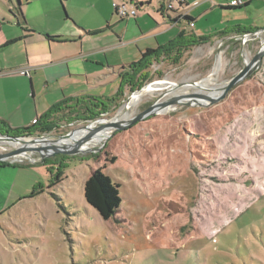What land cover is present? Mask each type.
Listing matches in <instances>:
<instances>
[{
	"label": "rangeland",
	"instance_id": "374dc122",
	"mask_svg": "<svg viewBox=\"0 0 264 264\" xmlns=\"http://www.w3.org/2000/svg\"><path fill=\"white\" fill-rule=\"evenodd\" d=\"M114 1L129 3L0 0V24L15 22L19 9L26 24L43 30L61 27L65 18L91 28L105 26L109 19L117 23L114 30L130 52L135 39L154 27L155 14L152 8H139L136 18L119 21ZM190 14L197 20L195 35H213L224 29L223 22H231V15L217 12L203 18ZM177 33L174 28L170 34ZM261 40V34L249 31L199 45L177 65L153 63L149 83L206 79L220 59L213 82L223 85L241 70L246 57L254 56ZM119 86L120 81L109 90ZM160 91L143 96L128 112L143 111ZM131 95L126 89L104 119L123 110ZM88 123H60L50 135ZM5 149L0 145V153ZM37 162L33 156L6 162L18 167L9 194L0 201V264H264V58L258 71L220 101L176 107L117 132L100 152L65 161L62 174L61 167ZM96 168L119 186V212L108 221L83 197L84 182Z\"/></svg>",
	"mask_w": 264,
	"mask_h": 264
},
{
	"label": "crops",
	"instance_id": "0c3cea01",
	"mask_svg": "<svg viewBox=\"0 0 264 264\" xmlns=\"http://www.w3.org/2000/svg\"><path fill=\"white\" fill-rule=\"evenodd\" d=\"M231 1L195 0L191 3L185 0L184 9L174 11H166L163 4L167 0L138 1L143 3L142 8H152L154 11L155 16L151 19L154 27L150 26L146 35L141 33L135 39L130 52L127 51L129 46L114 30L117 23L112 24L109 19L105 26L91 28L78 27L65 18V24L61 27L43 30L26 24L25 16L19 9L14 15L15 22L0 24V120L10 129H23L33 125L58 103L78 99L80 105L90 107L92 99L112 98L118 90H109V87L120 81L121 73L128 72V62L140 58L145 50L153 49L155 44L158 48L172 41L176 37H173L174 33L170 34L174 28H178L179 33L208 39V42L236 39L239 37L236 30L260 34L264 28V0H240L243 5L237 7L230 6ZM191 12L200 18L213 12L231 15V22H223L224 29L213 35H195L197 20L191 16ZM244 15L249 17L244 19ZM184 16L194 23L193 28L182 19ZM136 24L141 30V22L137 21ZM126 27H129L128 23ZM92 32L100 33L91 35ZM20 44L23 51L18 46ZM12 48L11 53L1 56ZM17 167L0 165V201L4 194H9Z\"/></svg>",
	"mask_w": 264,
	"mask_h": 264
},
{
	"label": "trees",
	"instance_id": "16d2710c",
	"mask_svg": "<svg viewBox=\"0 0 264 264\" xmlns=\"http://www.w3.org/2000/svg\"><path fill=\"white\" fill-rule=\"evenodd\" d=\"M127 1L129 2L128 4L135 7L136 10L143 6L142 2ZM163 5L166 7V3ZM166 11L168 10L166 9ZM182 19L187 22L188 26L190 23H193L187 16L182 17ZM236 32L237 34H244L249 31L236 30ZM97 33L100 32H92L90 34L96 35ZM208 41V39L196 38L191 34L181 32L166 45L159 46L155 50H145L141 54L139 61L128 65V72L121 73L119 76L120 87L116 95L112 98L105 100L92 99L89 102L90 107L81 106L78 99L58 103L46 112V114L37 119L33 125L23 129H10L4 121L0 120V133L12 136H31L34 134L43 135L49 134L59 128L58 124L60 123L94 121L102 115L109 113L113 105L118 106L117 102L124 96L126 89H128L130 93H133L149 83L148 70L153 63L169 61L173 65H177L186 52H189L193 47L205 44ZM64 111L68 112V116H62V112ZM55 116L59 117L54 119L53 117ZM69 159L70 158H63L58 161L44 160L42 164L54 165L57 168L61 167L58 172L62 174L67 168V166L64 165V162ZM0 165L8 164L6 162H0ZM83 197L86 204L92 207L104 221L115 218L122 202L119 193V186L115 184L108 175L104 174L100 168L92 170L89 177L84 182Z\"/></svg>",
	"mask_w": 264,
	"mask_h": 264
},
{
	"label": "water",
	"instance_id": "95a60500",
	"mask_svg": "<svg viewBox=\"0 0 264 264\" xmlns=\"http://www.w3.org/2000/svg\"><path fill=\"white\" fill-rule=\"evenodd\" d=\"M260 34L262 39L261 44L254 56L250 59L249 62H245L241 70L237 72V74H235L230 80H228L225 84L220 85V94L217 97L212 98L208 95L201 94L198 92H193L189 94L180 93L182 91L181 88L183 86H198L197 83L202 82L204 79L195 82L174 83L177 85V90L173 92L170 97L164 99L167 92L165 90L160 91L157 99L143 111L138 112L136 114H130L128 112L127 115L129 118L127 120L115 122L114 119L118 116L119 113L111 119H104V115H102L100 118L94 121H89V123L84 126L71 130L74 132V134L80 131H85L86 133L78 140H76L73 145L64 146L60 148L54 145H36L34 142L26 141L27 139L33 137H36V139H42L44 137L49 136L50 133L41 136H12L0 133V145L6 148L5 150H7L6 152L0 153V162H16L21 161V159L19 158L24 159L33 156L38 159L37 164H42L44 160L58 161L63 158H72L80 154L98 153L104 147L106 141L109 140L115 133L124 131L139 122L145 121L156 115L165 114L175 109L176 107H191L194 105L207 106L209 104H214L223 99L232 88H234L237 84H239L246 78L252 76L260 68L262 60L264 58V28L261 30ZM213 81L214 79L210 81L211 84L217 86L214 84ZM154 83L155 82L147 83L146 85L142 86L139 90L134 91L132 95L141 92L145 87L153 85ZM104 121H106V123ZM103 129H111L110 135L105 140V142L100 145H97L99 147L94 146L90 149L84 150L83 147L89 142H91L92 138Z\"/></svg>",
	"mask_w": 264,
	"mask_h": 264
},
{
	"label": "bare ground",
	"instance_id": "6f19581e",
	"mask_svg": "<svg viewBox=\"0 0 264 264\" xmlns=\"http://www.w3.org/2000/svg\"><path fill=\"white\" fill-rule=\"evenodd\" d=\"M249 61L250 60L246 57L245 62L247 63ZM220 68H221V62H220V59H218V61L216 62L211 74L209 75V77L204 79L202 82L197 83L198 86L186 85V86H183L181 88V90L192 89V90H194V92L205 94V95H208L212 98L219 96L221 86H218V87L217 86L208 87V86L211 83L210 81L213 79V77H215V75H217V73L220 71ZM209 88H210V90H209ZM160 90H165L167 92V94L164 97V99H166V98L170 97L173 94V92H175L177 90V85L176 84L170 85V84H167L166 82H158V83H154L153 85H149V86L145 87L141 92L133 94L130 98L131 100L129 99L130 102L128 104H126V107H124V109L119 112L118 116L115 119V122L127 120L129 118L127 115L129 108L131 109L133 106H135L143 96H145L147 94H151V93L156 92V91H160ZM206 90H209V91H206ZM104 122L106 123V121H104ZM110 132H111V129H103V130L99 131L92 138L91 142L86 144L83 147V149L87 150L91 147L102 144L108 138V136L110 135ZM85 133H86L85 131H82V132L80 131V132H77L74 134L73 131H68L66 134L60 135V136L49 135V136L44 137L42 139H36V137H33V138L27 139L26 141L34 142L36 145H44V146L54 145V146H57L60 148V147H64V146L73 145L75 143V141L78 140L80 137H82ZM50 140H52V141H50ZM19 159H22V158H19Z\"/></svg>",
	"mask_w": 264,
	"mask_h": 264
},
{
	"label": "built area",
	"instance_id": "2783aa9c",
	"mask_svg": "<svg viewBox=\"0 0 264 264\" xmlns=\"http://www.w3.org/2000/svg\"><path fill=\"white\" fill-rule=\"evenodd\" d=\"M229 5L232 7H237V6H242L243 3L240 0H232L229 3ZM184 7H185V0H167L166 2V9L168 11H174L180 8L184 9ZM112 8L114 9L115 15L121 20L130 18V17L134 18L137 16V11L135 7H133L132 5L124 1H121V2L114 1L112 3ZM193 26H194L193 23L189 24L190 28H193ZM25 73L27 74L28 71H25Z\"/></svg>",
	"mask_w": 264,
	"mask_h": 264
}]
</instances>
